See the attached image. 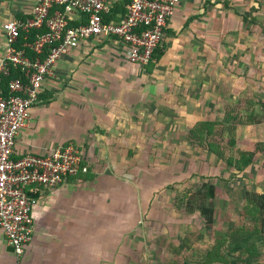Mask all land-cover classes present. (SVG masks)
Returning <instances> with one entry per match:
<instances>
[{"label": "crops", "instance_id": "1", "mask_svg": "<svg viewBox=\"0 0 264 264\" xmlns=\"http://www.w3.org/2000/svg\"><path fill=\"white\" fill-rule=\"evenodd\" d=\"M37 1L0 0V62L8 47L3 24L32 18ZM105 1L109 11L104 16L111 21L121 20L130 2ZM56 11H62L61 5L52 8L50 17ZM67 16L73 25L86 18L79 13ZM263 17L264 0H180L158 45L162 54L144 66L128 60V44L115 36L92 35L72 45L43 81L39 98L29 108L18 134L14 156L45 153L72 143L90 164L93 176L71 177L43 192L33 210V239L22 256L17 257L0 227V264H106V254L101 256V232L107 227L99 224L93 230L89 217L100 211V203L97 199L91 208L85 200L92 203L93 190L110 165L108 157L114 159L123 149L124 138L120 137L139 134V120L147 119L144 124H148L153 114L158 119L166 116L163 106L173 87L170 74L177 72L178 64L188 67L186 57L207 52L210 56L229 55L235 44L244 47L247 38L253 40L252 32L263 34ZM36 30L44 33L48 26ZM35 39L23 47L28 48ZM188 87L179 90V99L189 92V97L198 94ZM100 168L104 170L100 172ZM109 177L115 179V172ZM93 244H99V250L95 246L93 251Z\"/></svg>", "mask_w": 264, "mask_h": 264}, {"label": "rangeland", "instance_id": "2", "mask_svg": "<svg viewBox=\"0 0 264 264\" xmlns=\"http://www.w3.org/2000/svg\"><path fill=\"white\" fill-rule=\"evenodd\" d=\"M252 34L253 40L247 38L244 47L235 44L229 55L210 56L207 52L186 57L188 67L178 64L177 72L170 74L173 87L171 91L166 89L170 103L162 105L166 116L158 119L153 114L148 124H144L147 119L139 120V134L120 137L124 138L123 149L114 159L108 155L110 168L105 169L93 190L92 203L85 200L91 208L97 199L100 203V211L91 212L89 217L93 230L97 231L95 225L99 224L107 227L101 232V256L106 254V264L201 261L214 243V231L227 232L232 223L243 224L239 211L247 202V191L264 192V121L236 130L233 153L241 149L255 151V163L238 175L233 167L188 137L198 120H222L228 111L232 119L237 107L245 113L251 107L249 101H264V32ZM183 87L198 94L189 97V92L179 99ZM170 107L172 113L167 111ZM222 136L226 143L230 136L226 129L218 138ZM112 171L116 182L109 177ZM203 180L222 186L212 199L217 209L214 231L206 230L199 211L185 209L188 197L193 205L200 202L196 190ZM180 198L185 199L184 205ZM197 230L204 234L200 241L193 235ZM95 246L99 250V244H93V251ZM228 255L235 264V254Z\"/></svg>", "mask_w": 264, "mask_h": 264}, {"label": "built area", "instance_id": "3", "mask_svg": "<svg viewBox=\"0 0 264 264\" xmlns=\"http://www.w3.org/2000/svg\"><path fill=\"white\" fill-rule=\"evenodd\" d=\"M180 0H130L125 16L119 21L107 20L105 0H38L32 18L10 20L3 24L7 35L6 55L0 62V90L3 76L13 68L22 70L26 81L13 78L8 94L0 91V227L17 257L25 253L32 241L35 221L33 210L44 191L61 185L71 177L89 172L90 164L72 143L59 145L45 153H28L15 157L20 129L26 124L28 110L40 94L43 81L54 71L56 61L82 38L104 34L125 41L131 63L147 65L159 45L168 18ZM55 5L64 7L50 17ZM79 13L85 21L69 26L68 14ZM48 26L25 48H17L21 29L26 32ZM46 57H41L45 47Z\"/></svg>", "mask_w": 264, "mask_h": 264}, {"label": "trees", "instance_id": "4", "mask_svg": "<svg viewBox=\"0 0 264 264\" xmlns=\"http://www.w3.org/2000/svg\"><path fill=\"white\" fill-rule=\"evenodd\" d=\"M61 9L64 11L63 6H61ZM68 23L69 26H73L74 24L70 22ZM20 32L21 35H19L18 43L16 45L17 48H25L23 47L24 43L35 39L37 34H42V32L38 33L39 31L36 29H32L28 32L21 30ZM25 49L28 55L35 57V53L32 49L29 47H26ZM48 53L49 47L46 46L41 57H46ZM161 54L162 49L160 50L159 46H157L152 56L153 60L151 59L152 62L150 64H153L154 60L158 59ZM13 78H21L26 81L22 70L12 67L10 74L8 76H3L2 78L0 91L3 94H8V84ZM249 102L251 103V107L246 109L245 113L242 109L237 107L236 113L232 115V119L229 118L231 114L228 111L226 112L227 115L222 120H198L195 126L190 129V135H188L189 140L192 142L196 141L198 144L202 145V147H206V150H208L209 153L223 161L226 166L233 167L236 170L234 173L236 175L245 171L249 166L255 163L254 150L241 149L237 151V154L233 153L237 143V128L239 126L245 127L246 125L263 123L264 121V101L258 100ZM224 129H226L230 135L226 143H224L225 140L222 139L223 136L218 138L219 135L223 134ZM262 151H264V148ZM90 169L91 167H89V172L91 171ZM88 173L85 174L88 176L91 175V177L93 176L92 173ZM203 178L211 179L214 177L203 176ZM218 178L223 179L224 177ZM220 188H222V186L219 184L209 180H203L200 189L196 190L200 202L196 203L197 205H193V203H191V198L189 200L188 197V202L185 205L186 210L200 212L204 227L209 231H214L215 214L217 210L212 199L218 195ZM246 194L247 202L244 205V208L239 211L240 217L243 220L241 226H236L232 223L227 232H223L220 229L214 231V243L201 261L173 259L171 264H231L230 259H228V252L235 254V264H264V261H260L261 257L264 256V192L247 191ZM210 199L211 201L209 204L208 201ZM180 201L181 205H184L183 202L185 199L180 198L179 202ZM193 235L198 241L204 237V234L198 230L195 231ZM249 259L254 262H249Z\"/></svg>", "mask_w": 264, "mask_h": 264}, {"label": "water", "instance_id": "5", "mask_svg": "<svg viewBox=\"0 0 264 264\" xmlns=\"http://www.w3.org/2000/svg\"><path fill=\"white\" fill-rule=\"evenodd\" d=\"M11 248H12V250L14 251V247L11 246Z\"/></svg>", "mask_w": 264, "mask_h": 264}]
</instances>
